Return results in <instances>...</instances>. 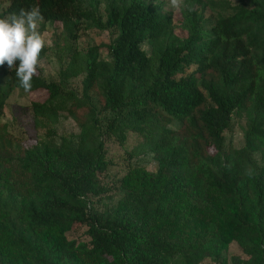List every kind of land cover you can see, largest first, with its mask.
I'll use <instances>...</instances> for the list:
<instances>
[{"label": "trees", "instance_id": "16d2710c", "mask_svg": "<svg viewBox=\"0 0 264 264\" xmlns=\"http://www.w3.org/2000/svg\"><path fill=\"white\" fill-rule=\"evenodd\" d=\"M7 1L0 18L37 6L43 23H61L73 40L83 20L113 40L105 46L109 61L100 59L99 47L70 51L56 82L38 69L29 93L42 90L47 98L31 103L34 119L56 125L66 113L79 128L73 139L44 150L16 152L5 132L7 101L23 89L14 69L0 67V236L32 264H62L78 252L100 264H199L208 253L196 233H185L194 215L208 224L202 240L222 241L221 226L238 236L255 264H264V0H252L254 10L235 6L202 33L199 11L212 0H196L183 41L172 20L143 0H110L104 22L99 1ZM82 75L80 96L65 83ZM100 113L113 115L105 129ZM239 113L247 121L245 146L225 156V133ZM129 134L143 139L158 169L141 173L138 187L119 182L121 197L109 206L111 189L101 179L116 162L106 143L123 145ZM81 229L90 242L78 247L42 237Z\"/></svg>", "mask_w": 264, "mask_h": 264}, {"label": "rangeland", "instance_id": "374dc122", "mask_svg": "<svg viewBox=\"0 0 264 264\" xmlns=\"http://www.w3.org/2000/svg\"><path fill=\"white\" fill-rule=\"evenodd\" d=\"M99 1L97 10L98 19L103 22L106 20L105 6L110 0H93ZM151 7H157L161 13L170 18L174 24V33L181 41L185 40L188 32L192 27V20L188 15L189 6L196 0H183V6L174 9L170 6V0H143ZM207 2V1H205ZM210 6L203 13L200 9L199 14L204 17L203 23L197 28L202 33L204 29L214 25L219 15L228 16L232 13L235 6L243 4L250 10L256 8L255 1L252 0H212ZM9 6V1L0 0V14ZM85 7H89L88 4ZM46 39L47 52L41 59L39 72L47 82H56L59 80L61 71L64 69L70 51L77 50L85 52L86 49L99 47L100 59L109 61L110 57L106 50L113 38L105 31L97 28L91 21L83 20L75 30L77 40L71 39L62 29L61 23L54 25L41 23L38 29ZM145 49H147L145 47ZM194 70V68L192 69ZM38 72V74H39ZM84 75L66 81V87L78 95H82ZM47 98L45 91L39 90L35 92H24L16 89L11 94L4 109L1 124L5 132L13 140L16 152L19 150H44L46 147L59 145L61 138L73 139L79 134L77 123L68 114H62L56 125L47 123H38L34 119L31 103L43 102ZM93 103L98 104L95 94H92ZM100 112V107L98 106ZM81 115L83 112L80 113ZM100 124L103 129L113 119L110 113L99 114ZM177 125H174L176 128ZM57 132V136H51L50 130ZM247 129V121L244 114L234 115L232 120V128L225 133V156L233 152L241 150L245 146L244 134ZM76 143V141H73ZM107 157L116 162V166L109 169L108 173L102 177L101 182L111 189L106 196V205H114L121 197L116 191V185L124 180L127 186L142 185L141 173H155L158 169V163L149 147L144 143L143 139L137 134H129L125 144L120 145L109 141L106 143ZM253 159L260 164V156L254 155ZM136 168V169H134ZM13 179H21L23 176L13 173ZM9 177V176H5ZM126 185V184H125ZM22 195V190H18ZM17 191V192H18ZM191 230H187L186 234L196 233L199 237V245L206 249L208 257L199 264H255L252 257L245 251L242 244L235 233L222 230L219 227L218 233L222 236V241L212 242L208 239L202 240L203 237L209 235V228L206 221H202L194 215L191 216ZM49 236L54 240L62 242L64 246H70L75 243L79 245L88 244L90 239L87 237L86 230L81 229L77 232H68L60 234L55 231H49L42 234V237ZM186 239H192L186 236ZM218 252V258L212 255V252ZM0 264H32L25 254H20L17 249L0 236ZM62 264H100L88 257L82 252L76 254L73 261L66 260Z\"/></svg>", "mask_w": 264, "mask_h": 264}, {"label": "clouds", "instance_id": "9594fccd", "mask_svg": "<svg viewBox=\"0 0 264 264\" xmlns=\"http://www.w3.org/2000/svg\"><path fill=\"white\" fill-rule=\"evenodd\" d=\"M170 6L179 9L183 0H170ZM44 20L37 6L21 7L18 13L0 18V67L14 69L18 86L26 93L31 91L33 77L38 75L41 53L47 43L38 30Z\"/></svg>", "mask_w": 264, "mask_h": 264}]
</instances>
